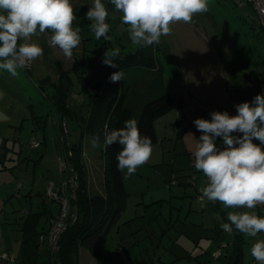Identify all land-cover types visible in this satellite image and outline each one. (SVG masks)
<instances>
[{
    "label": "rangeland",
    "instance_id": "1",
    "mask_svg": "<svg viewBox=\"0 0 264 264\" xmlns=\"http://www.w3.org/2000/svg\"><path fill=\"white\" fill-rule=\"evenodd\" d=\"M239 1L209 0L207 12L196 14L191 23L172 24L170 34L154 45L158 48L157 60L164 68L166 89L175 105L155 121L158 142L149 160L131 175L123 170L126 205L116 222L106 223L100 256L81 245L80 264H228L234 254V237L240 232L221 229L220 223L227 222V212L254 211L264 216V205L252 210L231 209L218 201L200 199L206 177L195 169L193 159L201 135L193 121L210 119L213 111L235 115V105L246 102L235 89L232 63H236L241 89L253 95L263 90L245 73L264 59L261 23L257 11L249 5H239ZM105 2L109 9V39L96 40L90 31L91 22L86 21L90 0H73V27L81 29V43L71 58L58 47L51 45L48 49L50 41L42 43L41 38L46 36L43 33L32 38L44 53L33 60L30 71L20 68L12 75L0 70V264H21V222L29 210H58V204L45 197L51 185L58 189L65 182L64 168L68 166L63 168L66 161L63 121L59 124L58 117L60 105L52 102L57 93L55 85L62 92L59 98L69 106V113L64 114L69 127L65 141L82 144L88 190L90 194L105 195L104 140L99 141L90 129L82 135L77 118L85 127L82 114L90 112V93L99 92L97 85L104 78L103 54L115 48L120 53L140 48L131 43L122 14ZM124 74L129 84L128 106L135 108L151 96L152 72L133 68ZM43 78L49 82L44 84ZM71 92L77 94L76 99ZM40 105L51 108V112L37 113ZM34 141L40 146L32 147ZM44 205L48 209H43ZM46 220L43 218L42 224ZM240 234L245 264H257L250 249L256 241L264 240V232L256 237ZM219 248L222 255L216 256ZM4 252H10L13 258H2Z\"/></svg>",
    "mask_w": 264,
    "mask_h": 264
},
{
    "label": "clouds",
    "instance_id": "2",
    "mask_svg": "<svg viewBox=\"0 0 264 264\" xmlns=\"http://www.w3.org/2000/svg\"><path fill=\"white\" fill-rule=\"evenodd\" d=\"M121 13L131 43L138 47L159 45L177 22L191 23L196 14L208 11L209 0H107ZM109 9L105 0H90L86 18L96 40L109 39ZM76 19L73 0H0V70L12 75L30 61L41 57L43 47L32 38L50 30V43L65 57L81 43V29L73 27ZM120 49L104 53L102 63L117 68ZM122 71L109 76L111 83L124 79ZM236 114L213 111L210 119L193 121L201 133L193 153L194 167L207 178L201 199L220 202L225 208L252 210L264 205V90L250 102L235 105ZM194 137V134L189 133ZM98 139V138H97ZM259 141V143H254ZM121 146L116 154L118 170L135 173L152 155L151 138L142 136L136 119L105 135L104 146ZM220 227L225 232L238 231L248 237L264 232V216L254 211H229ZM257 264H264V240L250 249Z\"/></svg>",
    "mask_w": 264,
    "mask_h": 264
},
{
    "label": "trees",
    "instance_id": "3",
    "mask_svg": "<svg viewBox=\"0 0 264 264\" xmlns=\"http://www.w3.org/2000/svg\"><path fill=\"white\" fill-rule=\"evenodd\" d=\"M86 21L89 22V20ZM261 28L264 38V29L262 26ZM103 44L105 46L106 42H103ZM104 46L102 45V47ZM157 50L158 48L154 47V45L146 48L140 47L133 52L120 53V56L114 60L117 68L105 65L102 84L97 85L100 86L99 92L97 94L90 93V112L87 115L82 114V119L85 118L84 121H86L85 127L81 124V119L77 118L83 131L81 132L82 135H84L86 129H90L97 134L99 141L104 140L106 134L122 128L124 121L136 119L141 135L151 138L152 145L158 142L155 121L174 107L175 100L166 89L164 68L160 61L157 60ZM234 64L236 63H232L231 72L235 89L242 99L250 102L255 95L249 94L246 89H241L239 85L241 79L236 76ZM133 68H142L152 72L151 81L149 82L151 96L144 103L137 106L138 108L128 106L129 84L125 79L117 83H111L108 79L116 71L125 73ZM251 68L247 69L245 73L248 72L253 77L256 85L262 87L264 90V59L261 65L252 64ZM245 84L248 88V84ZM55 91L57 93L53 96V99L57 106L60 105L61 115L65 118L64 114L69 113V106L64 99L59 98L62 92L58 85H55ZM73 94L75 92L70 93L71 96ZM46 97L50 99L47 95ZM64 111L66 112L64 113ZM70 148L73 150L74 155L70 156L69 160L80 175V187L75 201L78 208V217L61 235L59 249L55 253H52L47 248L41 247L39 236L42 233L48 232L51 219L57 211L54 212L55 209H48L45 205L43 209H48L49 213H45L43 210L32 213L29 210L27 216H23L21 222L24 233L20 249L21 264H80L79 254L81 245L86 246L94 256L99 257L100 239L106 235V223L110 220L112 223L116 222L125 208L128 193L124 184L123 171L118 170L116 167V154L121 150V146L113 144L106 147L107 160L104 169L105 195L90 194L88 190L87 171L81 155L82 144H72ZM43 218H47L44 224H42ZM39 227L41 228L39 229ZM233 244L234 254L228 264H245L243 256L244 242L240 233H236Z\"/></svg>",
    "mask_w": 264,
    "mask_h": 264
},
{
    "label": "built area",
    "instance_id": "4",
    "mask_svg": "<svg viewBox=\"0 0 264 264\" xmlns=\"http://www.w3.org/2000/svg\"><path fill=\"white\" fill-rule=\"evenodd\" d=\"M242 1V2H241ZM239 1L240 5L246 6L249 5L257 11L259 21L261 26L264 29V0H241ZM33 61H30L25 67V70H28ZM74 98L77 97V94L72 95ZM61 128H62V137L63 142L65 143V161L66 164L63 166L66 173V180L61 186L57 189L55 185H51L48 191L45 193V196L48 200L58 204V210L55 216L51 219L50 226L47 233H42L39 236V242L41 247L47 248L52 253H55L60 247V238L67 227L74 223L78 217V208L75 203L78 195V189L80 187V175L75 166L70 162V156H73V150L70 148V141H65V137L69 134L68 120L67 118H62ZM40 142L34 141L31 143V146L37 148L40 146ZM67 146V147H66ZM60 162L62 163L63 158L59 157ZM206 185H207V178ZM201 199V196H200ZM216 256L221 255V249H217L215 253ZM2 258H13L9 256L8 253L4 252L1 256Z\"/></svg>",
    "mask_w": 264,
    "mask_h": 264
},
{
    "label": "crops",
    "instance_id": "5",
    "mask_svg": "<svg viewBox=\"0 0 264 264\" xmlns=\"http://www.w3.org/2000/svg\"><path fill=\"white\" fill-rule=\"evenodd\" d=\"M76 20V19H75ZM74 20V21H75ZM44 34H46V36H45V38L43 39V38H41L42 39V43H45L46 41H50L51 40V36H52V32L50 31V30H48V31H46ZM43 34H41L40 36H42ZM46 44V43H45ZM46 47L49 49L50 47H51V43H50V45L49 46H47L46 45ZM42 82L45 84V83H47V82H49V80H46V78H43L42 79ZM54 87V86H53ZM53 99V98H52ZM76 99V98H75ZM50 100V99H49ZM54 100H52V102H53ZM54 103V102H53ZM51 108H49V109H44L43 108V106H38V109H37V113H39V114H43V115H46L47 113V111L46 110H50ZM50 112H51V110H50ZM49 113V112H48ZM36 114V113H35ZM62 113L61 112H59L58 111V117H59V124H60V121H61V119L63 118L62 117V115H61ZM41 115H39V116H37V117H40ZM65 118H67L68 119V117L67 116H64ZM48 120V119H47ZM57 204V203H56ZM53 210V209H52ZM7 253V252H6ZM8 255L9 256H11V254H10V252L8 253ZM15 258V257H14Z\"/></svg>",
    "mask_w": 264,
    "mask_h": 264
}]
</instances>
